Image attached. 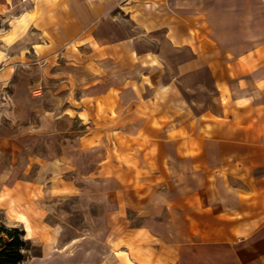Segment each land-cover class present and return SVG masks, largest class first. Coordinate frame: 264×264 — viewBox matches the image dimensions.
Listing matches in <instances>:
<instances>
[{"label":"rangeland","instance_id":"obj_1","mask_svg":"<svg viewBox=\"0 0 264 264\" xmlns=\"http://www.w3.org/2000/svg\"><path fill=\"white\" fill-rule=\"evenodd\" d=\"M32 5L0 0V223L25 231L24 264H120V251L129 264H179L177 253L168 256L152 238L155 227H170L155 224L167 217L158 198L174 183L193 187L199 197L200 169L189 177L185 171L204 164L206 151L202 157L194 144L199 159L173 160L174 145L162 141L169 131L152 119L166 123L185 103L196 113L218 114L209 72L193 62L187 77L177 80L176 97L156 96L142 76L160 72L158 82L166 85L175 67L194 55L165 49L159 57L164 71L142 67L138 58L158 53L163 35H142L143 25L122 0L98 3L108 9L105 16L57 18L65 32L38 31ZM75 5L88 9L89 1ZM253 91L248 107L263 106L256 144L252 150L222 148L250 157L238 161L249 176L231 182L246 195H237L233 210L247 217L209 226L211 235L225 236L218 247L225 264L237 255L227 242L264 233V202L255 191L264 188V89ZM246 252L239 251L244 264H257L258 257Z\"/></svg>","mask_w":264,"mask_h":264},{"label":"crops","instance_id":"obj_2","mask_svg":"<svg viewBox=\"0 0 264 264\" xmlns=\"http://www.w3.org/2000/svg\"><path fill=\"white\" fill-rule=\"evenodd\" d=\"M88 1V9L82 10L75 5L77 0H33L31 12L36 17L34 26L40 32H65L63 20L59 25L57 18H96L106 15L108 9L98 5L102 0ZM122 1L124 8L132 10L138 18V24L143 25L142 35L145 31L163 35L158 41V53L138 58L142 67L164 71L159 57L165 49L186 50L194 55L189 61L175 67L174 76L166 85L158 82L160 72L152 79L142 76L145 81H151L156 96L170 93L176 97L178 78H186L194 62L209 72L220 98L218 114L208 110L196 113L185 103L170 112L166 123L152 119L153 125L169 131L170 137L162 141L174 145L173 160L194 162L199 159L194 144L200 145L202 157L205 154L202 151H206L207 159L202 165L193 163L191 167L186 166L191 171H185L186 177L200 169L199 197L194 195L196 189L179 183L170 184L168 190L160 193L159 207L166 210L167 217L165 220L155 219V224H167L170 227L164 230H156L155 227L152 238L168 256L174 257L177 253L179 264H225L224 256L218 251V247L226 242L225 236L211 235L209 226L230 224L247 217L246 213L238 216L233 210L235 201L239 202L238 196L244 199L246 195H241L240 189L231 182L234 179L243 181L249 176L246 170L240 168L238 161H248L250 157H239L233 151L223 153L222 148L233 150L235 147H247L252 150L257 142L253 141L257 139L254 131L263 106L248 107L247 99L254 96L253 89H264V8L258 0ZM137 27L139 29L141 26ZM253 82L255 88L251 89L249 86ZM260 127L264 129V123ZM196 130V134L199 132L201 136H194ZM178 133L181 134L178 136ZM250 134L254 138L249 137ZM261 166L264 168V164ZM255 191L262 194L257 199L264 202V188L262 190L256 186ZM253 223L256 224L255 221ZM177 226H181V234ZM231 243L227 242L230 248L237 251L236 261L231 264H244L240 250L247 251L250 257H258L257 264H264V233L259 236L249 232L248 237L235 238ZM165 246H168L169 251H166ZM120 253V264H129L127 253Z\"/></svg>","mask_w":264,"mask_h":264},{"label":"trees","instance_id":"obj_3","mask_svg":"<svg viewBox=\"0 0 264 264\" xmlns=\"http://www.w3.org/2000/svg\"><path fill=\"white\" fill-rule=\"evenodd\" d=\"M27 243L23 229L0 223V264H24Z\"/></svg>","mask_w":264,"mask_h":264},{"label":"bare ground","instance_id":"obj_4","mask_svg":"<svg viewBox=\"0 0 264 264\" xmlns=\"http://www.w3.org/2000/svg\"><path fill=\"white\" fill-rule=\"evenodd\" d=\"M23 223H24L25 229H26L27 231H29V225H28V223H27L25 220H23ZM30 235H31V234H30Z\"/></svg>","mask_w":264,"mask_h":264},{"label":"built area","instance_id":"obj_5","mask_svg":"<svg viewBox=\"0 0 264 264\" xmlns=\"http://www.w3.org/2000/svg\"><path fill=\"white\" fill-rule=\"evenodd\" d=\"M260 2V4L262 5V7L264 8V0H258Z\"/></svg>","mask_w":264,"mask_h":264}]
</instances>
